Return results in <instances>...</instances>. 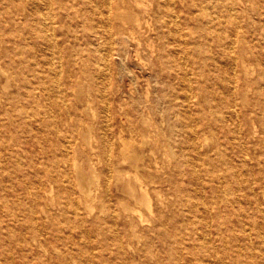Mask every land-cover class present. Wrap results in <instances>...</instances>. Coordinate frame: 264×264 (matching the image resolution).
<instances>
[{"label":"bare ground","instance_id":"6f19581e","mask_svg":"<svg viewBox=\"0 0 264 264\" xmlns=\"http://www.w3.org/2000/svg\"><path fill=\"white\" fill-rule=\"evenodd\" d=\"M263 26L264 0H0V191L52 149L0 222L51 225L42 264H264Z\"/></svg>","mask_w":264,"mask_h":264},{"label":"rangeland","instance_id":"374dc122","mask_svg":"<svg viewBox=\"0 0 264 264\" xmlns=\"http://www.w3.org/2000/svg\"><path fill=\"white\" fill-rule=\"evenodd\" d=\"M189 7L192 5L189 3ZM191 24L193 22L191 21ZM210 23L203 22L201 25L198 24L199 26V31L195 33V37H202L204 44H207L210 46V44L215 47V41H217L223 33L220 32H214V38L212 35H206L205 30H207L208 26ZM218 27V25H217ZM230 27V26H229ZM215 30V28H213ZM264 29V26H263ZM202 35V36H201ZM249 36V35H248ZM49 57L53 60L54 64L59 65V59L56 55L54 57L51 54H48ZM3 69L6 70L5 66H1ZM258 69H260L258 67ZM243 83V82H242ZM127 85L126 81H123V90H126ZM239 94H241L239 92ZM240 96V95H239ZM253 96L252 92L249 91V97L251 98ZM264 97V95L262 96ZM214 104V102H213ZM216 104V103H215ZM228 126L232 123L233 121L227 120L226 122ZM36 123L31 124V129L33 130L30 134L27 133V135L31 136V142L36 140L37 137L40 136L41 133H39V127L38 125L35 126ZM37 128V129H35ZM24 131L28 129V126H23ZM36 132V133H35ZM36 136V138H35ZM202 135H200V139L202 140ZM11 139L14 142H17V136L15 134L11 135ZM35 142V141H34ZM37 148V149H35ZM39 147L33 146L32 143L28 144L25 146V149L28 150L26 152L21 151L20 154V165L15 166L14 161L10 159H5L2 161L3 164H5L6 167H9L15 172V180H14V191H11V184L12 182L6 183V186L0 191V206L4 205H13V206H22V205H31L32 199L30 195L24 194L23 193V181L22 178L28 177L31 178V191L33 189H41V188H46L47 184H43V182L40 180L38 174H37V168H41L42 164L39 162L40 160L44 159V156L48 153H52V149L50 146L47 147L48 152L45 153L43 151H40L38 149ZM37 151H34V150ZM203 154L205 155L204 162L205 164L210 163V159L208 156L205 154V148H202ZM34 151V152H33ZM36 153V154H34ZM38 153V154H37ZM216 154V152H214ZM31 154V155H30ZM43 154V155H42ZM9 155V151L7 153ZM25 155V156H24ZM40 155V156H39ZM28 156V157H27ZM41 157V158H40ZM23 158V159H22ZM25 161V162H24ZM37 164V168H33L32 165ZM43 167V166H42ZM203 167V166H202ZM32 171V172H31ZM24 176V177H23ZM203 180L201 181L196 180L189 185V189L192 193V197L194 201L200 202L199 207L195 210V215L194 218L197 219L196 225L199 226L200 228L198 231L200 232L203 226V222L205 219L207 220V213L205 212V209L202 205V202L205 199V191L202 187V184L205 185L206 182L202 183ZM39 187V188H38ZM16 193V194H15ZM15 194V195H14ZM5 202V203H4ZM20 202H22L20 204ZM38 205H42V200L39 199ZM1 209V208H0ZM20 213V210H18ZM41 218V214L37 212V214ZM34 215V216H35ZM0 216H3L1 211H0ZM33 216V217H34ZM32 217V215H31ZM32 217V218H33ZM14 222L12 220L9 222L7 220H3L0 222V264H42L40 256H38L36 253L40 250L37 249V247L32 243L31 237L35 238L37 242L41 243L43 247H46L48 249H51V246H62L63 241H61L58 237H55L52 235L51 231V225H43L41 223L42 227H44L43 232H38L32 225L30 226H20V225H14ZM47 226V227H46ZM249 226V225H247ZM46 231V232H45ZM22 233L24 235L25 239L23 237L21 238H14L16 234ZM39 233V234H38ZM46 233V234H43ZM58 236V235H57ZM54 238V239H53ZM203 247L202 245H197V250H202ZM60 264V263H58ZM78 264H84V262L79 261ZM169 264V263H168ZM198 264V263H195Z\"/></svg>","mask_w":264,"mask_h":264}]
</instances>
